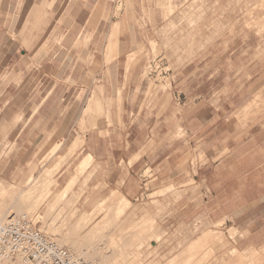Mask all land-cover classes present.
Listing matches in <instances>:
<instances>
[{
  "label": "rangeland",
  "instance_id": "1",
  "mask_svg": "<svg viewBox=\"0 0 264 264\" xmlns=\"http://www.w3.org/2000/svg\"><path fill=\"white\" fill-rule=\"evenodd\" d=\"M0 215L94 264H264V0H0Z\"/></svg>",
  "mask_w": 264,
  "mask_h": 264
},
{
  "label": "built area",
  "instance_id": "2",
  "mask_svg": "<svg viewBox=\"0 0 264 264\" xmlns=\"http://www.w3.org/2000/svg\"><path fill=\"white\" fill-rule=\"evenodd\" d=\"M94 264L60 247L32 218L13 217L0 222V264Z\"/></svg>",
  "mask_w": 264,
  "mask_h": 264
},
{
  "label": "bare ground",
  "instance_id": "3",
  "mask_svg": "<svg viewBox=\"0 0 264 264\" xmlns=\"http://www.w3.org/2000/svg\"><path fill=\"white\" fill-rule=\"evenodd\" d=\"M26 215H23V217H25ZM9 218H13L12 216H5V215H0V222H3V221H6L7 219ZM8 263H11V264H18L16 262H4V263H1V264H8Z\"/></svg>",
  "mask_w": 264,
  "mask_h": 264
}]
</instances>
